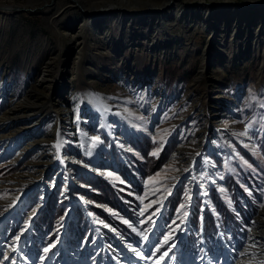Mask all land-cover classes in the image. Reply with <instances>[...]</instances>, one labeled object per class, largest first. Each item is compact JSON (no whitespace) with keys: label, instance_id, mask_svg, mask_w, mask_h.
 Segmentation results:
<instances>
[{"label":"rangeland","instance_id":"rangeland-1","mask_svg":"<svg viewBox=\"0 0 264 264\" xmlns=\"http://www.w3.org/2000/svg\"><path fill=\"white\" fill-rule=\"evenodd\" d=\"M170 1L0 0V118L22 102L29 116L0 130V264H114L94 234L126 219L157 248L143 259L132 240L129 256L115 237L117 264H264L247 246L264 208V0ZM117 6L160 19L126 41L104 12ZM143 136L153 156L177 136L145 177L131 158ZM77 176L113 199L90 203ZM56 189L63 203L41 207Z\"/></svg>","mask_w":264,"mask_h":264},{"label":"bare ground","instance_id":"bare-ground-1","mask_svg":"<svg viewBox=\"0 0 264 264\" xmlns=\"http://www.w3.org/2000/svg\"><path fill=\"white\" fill-rule=\"evenodd\" d=\"M168 1L169 4L172 2L170 0ZM110 7L109 10L107 9L104 10L105 13H109L110 25L114 28V30L120 32L122 37L126 41L133 39L136 33H142L145 36H147L148 30L151 29V26H153V24H156V22L160 19V16H158L160 9H157L153 13L144 14L140 12L137 13V11L139 10V9L137 10L138 6L135 7L136 9L134 8V10L130 9L132 8V6L131 7L117 6L116 8L112 7L111 9ZM115 49L118 51L119 50L118 46H116ZM24 105H25L24 102H22L18 106L12 107L10 110L7 111V113L4 116L0 118V130L5 129L7 128V126L15 124L16 122L17 123L20 122L22 118L29 117L25 114H21ZM33 115L34 114L32 113V116ZM257 214L258 215L254 217L251 225V231L247 238V242H248L247 246L249 247L251 242L254 241V243L260 244V249L262 250V253H264V208L261 209L260 212H258ZM248 247L246 249L244 248V251L247 250ZM243 254L244 252L242 253V256ZM262 257L264 258V254L262 255ZM244 262H243V257H241L240 259L237 260L235 264H247L246 262L245 263ZM188 263H190V260L187 259L185 264ZM220 264H223V262H220Z\"/></svg>","mask_w":264,"mask_h":264},{"label":"trees","instance_id":"trees-1","mask_svg":"<svg viewBox=\"0 0 264 264\" xmlns=\"http://www.w3.org/2000/svg\"><path fill=\"white\" fill-rule=\"evenodd\" d=\"M176 137L172 136L171 138H169L165 142L164 146L159 151L157 156H153L150 154V152L154 147V144L151 143L149 137L143 136L139 139L134 140L132 144H133V149L136 151V156H137V157H131V158H136V166H134V170H136L142 177H145L150 171L157 170L159 167H161L165 162L168 161L171 154L174 152V148L176 146V141H177ZM103 180L104 179L102 178L100 180L98 177L93 180H90L91 190L89 193V198L97 203H106V202H110L113 199V189L109 188L108 185ZM223 183H225L226 187L233 192V186L230 185L229 180ZM180 190L181 188L179 189L178 194L174 197V201L172 204L173 207H175L177 203V200L180 195ZM232 198L236 199V195H234ZM198 199H200L199 196ZM195 207H196L195 214H198L199 208L198 205H196V203H195Z\"/></svg>","mask_w":264,"mask_h":264},{"label":"water","instance_id":"water-1","mask_svg":"<svg viewBox=\"0 0 264 264\" xmlns=\"http://www.w3.org/2000/svg\"><path fill=\"white\" fill-rule=\"evenodd\" d=\"M157 9H158V8H152V7H148V8H147V7H146V8H144V9H139V10L137 9L138 11H137V10H136V11H137V13L140 12V13H144V14H145V13H153V12L156 11Z\"/></svg>","mask_w":264,"mask_h":264},{"label":"snow or ice","instance_id":"snow-or-ice-1","mask_svg":"<svg viewBox=\"0 0 264 264\" xmlns=\"http://www.w3.org/2000/svg\"><path fill=\"white\" fill-rule=\"evenodd\" d=\"M242 134H243V133H242ZM155 154H156V153H153V155H155ZM183 207H184V205H181V208H183ZM178 211H179V210H178ZM125 223H128V222L125 221ZM16 239L19 240L20 237L18 236V237H16ZM166 239H167V238H166ZM44 251L47 252L48 249L45 248ZM134 251H135V250H134ZM137 255L139 256V252H137ZM166 256H168V252H165V253L163 254V257H161V258H164V257H166ZM141 258H143V257H141ZM41 259H43V257H41Z\"/></svg>","mask_w":264,"mask_h":264}]
</instances>
